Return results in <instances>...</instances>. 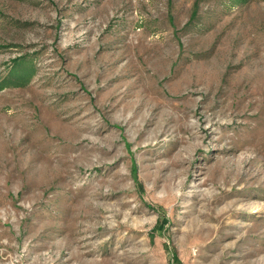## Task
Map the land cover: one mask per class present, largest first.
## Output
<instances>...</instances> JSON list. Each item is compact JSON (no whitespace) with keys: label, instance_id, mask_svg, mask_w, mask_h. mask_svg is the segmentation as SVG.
Returning <instances> with one entry per match:
<instances>
[{"label":"rangeland","instance_id":"obj_1","mask_svg":"<svg viewBox=\"0 0 264 264\" xmlns=\"http://www.w3.org/2000/svg\"><path fill=\"white\" fill-rule=\"evenodd\" d=\"M0 264H264V0H0Z\"/></svg>","mask_w":264,"mask_h":264}]
</instances>
